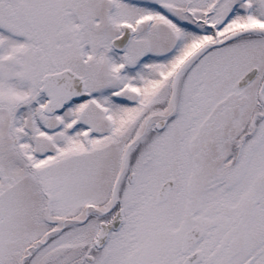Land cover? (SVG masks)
<instances>
[{
  "label": "snow or ice",
  "instance_id": "6c2138e0",
  "mask_svg": "<svg viewBox=\"0 0 264 264\" xmlns=\"http://www.w3.org/2000/svg\"><path fill=\"white\" fill-rule=\"evenodd\" d=\"M0 264H264V0H0Z\"/></svg>",
  "mask_w": 264,
  "mask_h": 264
}]
</instances>
